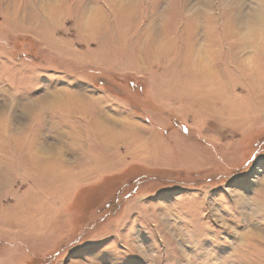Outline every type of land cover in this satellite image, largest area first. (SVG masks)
Wrapping results in <instances>:
<instances>
[{
	"label": "rangeland",
	"instance_id": "1",
	"mask_svg": "<svg viewBox=\"0 0 264 264\" xmlns=\"http://www.w3.org/2000/svg\"><path fill=\"white\" fill-rule=\"evenodd\" d=\"M0 264H264V0H0Z\"/></svg>",
	"mask_w": 264,
	"mask_h": 264
},
{
	"label": "clouds",
	"instance_id": "2",
	"mask_svg": "<svg viewBox=\"0 0 264 264\" xmlns=\"http://www.w3.org/2000/svg\"><path fill=\"white\" fill-rule=\"evenodd\" d=\"M242 64L248 71H254L256 68V62L254 57H249L248 59L242 61Z\"/></svg>",
	"mask_w": 264,
	"mask_h": 264
},
{
	"label": "bare ground",
	"instance_id": "3",
	"mask_svg": "<svg viewBox=\"0 0 264 264\" xmlns=\"http://www.w3.org/2000/svg\"><path fill=\"white\" fill-rule=\"evenodd\" d=\"M122 3H123V2H122ZM94 128H96L98 132H99V129L102 130V131H100L101 135H105V137H107V138L109 137V138H110L111 135H107V134L104 132V130L101 129V126H100V125L97 126L96 124H94ZM106 140L108 141V139H106ZM41 160H42V159H41ZM35 161H37V162H35ZM32 162H33V161H32ZM34 162H35V163H38V165H41V164H42V161H40V158H39V160H34ZM35 163H34V164H35ZM46 171H47V170H46Z\"/></svg>",
	"mask_w": 264,
	"mask_h": 264
}]
</instances>
